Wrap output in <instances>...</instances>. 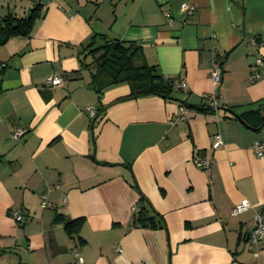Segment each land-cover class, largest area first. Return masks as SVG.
Segmentation results:
<instances>
[{"label": "crops", "instance_id": "obj_1", "mask_svg": "<svg viewBox=\"0 0 264 264\" xmlns=\"http://www.w3.org/2000/svg\"><path fill=\"white\" fill-rule=\"evenodd\" d=\"M38 2L43 16L30 35L0 45V264H74L75 253L84 264L250 262L246 235L264 213V156L254 148L264 128L225 110L130 99L127 84L98 95L81 60L96 34L135 42L147 64L186 85L179 99L210 105L215 95L241 115L264 100V0H0V19L24 18ZM213 53L223 62L219 89ZM54 72L64 84L51 90ZM18 127L28 133L14 141ZM216 136L223 144L214 149ZM195 159L213 162L199 168ZM140 194L165 228L132 226ZM242 200L251 207L232 217ZM58 214L84 219L77 236Z\"/></svg>", "mask_w": 264, "mask_h": 264}, {"label": "trees", "instance_id": "obj_2", "mask_svg": "<svg viewBox=\"0 0 264 264\" xmlns=\"http://www.w3.org/2000/svg\"><path fill=\"white\" fill-rule=\"evenodd\" d=\"M42 13L43 4L38 2L24 18L8 16L0 19V45L6 43L11 37L29 36L36 21L43 16ZM98 39L103 40L101 45H97ZM84 54L88 62L86 58L82 59V68L91 71L90 85L98 95L109 87L127 84L130 88V99L159 96L166 100L178 101L182 107L195 109L198 112L217 111L219 108L214 109L205 102L196 105L188 100L179 99L176 95L182 88L177 86L176 79L164 77L157 66L147 64L142 47L135 42L108 39L105 35L96 34L87 45ZM219 63L222 66L223 62L219 61ZM210 98H208L209 102ZM232 116L252 130H262L264 100L260 102L257 109L241 115L234 113ZM55 221L63 224L64 230L71 237L79 234L84 223L83 218L73 220L61 214L56 216ZM132 226L148 229L165 228L164 219L154 211L150 202L142 194L133 214Z\"/></svg>", "mask_w": 264, "mask_h": 264}, {"label": "built area", "instance_id": "obj_3", "mask_svg": "<svg viewBox=\"0 0 264 264\" xmlns=\"http://www.w3.org/2000/svg\"><path fill=\"white\" fill-rule=\"evenodd\" d=\"M195 7L190 3H183L180 7V12L183 15L190 16L193 14ZM169 17V15H167ZM257 65L263 64V59L259 58L256 60ZM255 78H259V74L256 73L254 75ZM211 78L214 84L215 89H219L223 80V68L218 61V57L216 53L212 55V66H211ZM47 85L53 90L56 87H61L64 84V76L59 72H54L50 75L46 80ZM182 88H186V85L181 83ZM210 106L214 109H217V97L214 95L210 98ZM183 111V108H182ZM86 112L91 119H95L97 115V111L94 107L90 106L86 108ZM28 133V129L23 127L15 128L11 133V139L14 141L21 140ZM222 140L220 136H216L214 138V142L212 144V148L217 149L222 146ZM257 156H264V141H260L255 143L254 145ZM212 160L207 159H195L194 164L199 168H208ZM43 205L46 206V197H44ZM251 205L247 200H242L240 203L236 204L230 212L232 217H235L243 212L247 211ZM12 216L17 222L22 220L21 211H14ZM247 240V248L251 252L253 259L247 264H260L259 263V251L260 244L264 240V213H257L255 215V227L246 235ZM117 251L121 252V249H117ZM75 262L74 264H84V259L78 255L74 254Z\"/></svg>", "mask_w": 264, "mask_h": 264}, {"label": "water", "instance_id": "obj_4", "mask_svg": "<svg viewBox=\"0 0 264 264\" xmlns=\"http://www.w3.org/2000/svg\"><path fill=\"white\" fill-rule=\"evenodd\" d=\"M218 110H225V111H228V112L231 113V114H234L232 111H230V110H228V109H226V108H223V107H219Z\"/></svg>", "mask_w": 264, "mask_h": 264}]
</instances>
